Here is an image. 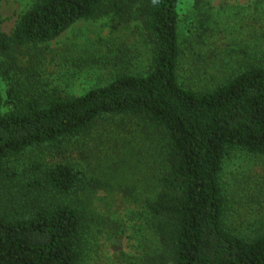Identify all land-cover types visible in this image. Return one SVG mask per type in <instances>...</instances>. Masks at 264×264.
Segmentation results:
<instances>
[{"label":"trees","instance_id":"1","mask_svg":"<svg viewBox=\"0 0 264 264\" xmlns=\"http://www.w3.org/2000/svg\"><path fill=\"white\" fill-rule=\"evenodd\" d=\"M181 1L37 0L10 34L0 30V78L9 82L5 92L0 82V264L86 263L104 225L94 198L112 191L78 162L41 155L109 116L135 120L144 138L138 150L117 143L114 162L145 168L124 194L150 235L138 264H264V229L246 238L225 225L223 181L233 153L264 156V57L212 88L182 85ZM109 16L142 22L146 71L123 65L108 83L72 96L20 65L22 47Z\"/></svg>","mask_w":264,"mask_h":264},{"label":"rangeland","instance_id":"2","mask_svg":"<svg viewBox=\"0 0 264 264\" xmlns=\"http://www.w3.org/2000/svg\"><path fill=\"white\" fill-rule=\"evenodd\" d=\"M36 1L0 0V30L10 34ZM178 12L179 79L185 87L212 88L248 59L264 57V1L182 0ZM144 37L140 20L124 22L109 16L78 22L47 45L22 47L18 58L20 65L41 74L46 88L79 96L108 83L123 65L134 72L146 71ZM38 49L44 50L42 58ZM0 82L5 92L9 82L3 77ZM122 118H103L88 133L66 141L62 149L41 155L48 162L60 158L78 162L88 178L107 184L112 191H99L94 198L104 225L85 264H138L143 240L150 237L144 221L136 217L137 206L127 203L124 195L127 186L137 184L140 177L144 180L145 168L134 169L135 162L132 169L114 164L121 153L117 143L133 150L143 146L136 121ZM223 181L225 225L246 238L255 236L264 229V156L233 153L225 163Z\"/></svg>","mask_w":264,"mask_h":264}]
</instances>
